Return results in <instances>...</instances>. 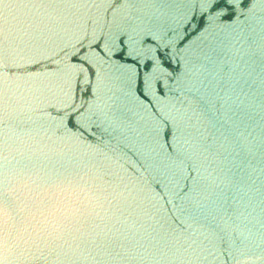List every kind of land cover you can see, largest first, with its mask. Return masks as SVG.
<instances>
[{"label": "water", "instance_id": "obj_1", "mask_svg": "<svg viewBox=\"0 0 264 264\" xmlns=\"http://www.w3.org/2000/svg\"><path fill=\"white\" fill-rule=\"evenodd\" d=\"M0 264H264V0H0Z\"/></svg>", "mask_w": 264, "mask_h": 264}, {"label": "snow or ice", "instance_id": "obj_2", "mask_svg": "<svg viewBox=\"0 0 264 264\" xmlns=\"http://www.w3.org/2000/svg\"><path fill=\"white\" fill-rule=\"evenodd\" d=\"M216 6H218V5H216ZM218 95V94H217ZM225 103H227V102H225ZM227 131V130H226ZM167 132H165V136L167 137ZM223 134V133H222ZM207 139H212V137H208Z\"/></svg>", "mask_w": 264, "mask_h": 264}]
</instances>
